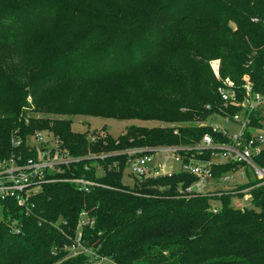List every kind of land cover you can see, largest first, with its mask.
<instances>
[{"label":"trees","instance_id":"1","mask_svg":"<svg viewBox=\"0 0 264 264\" xmlns=\"http://www.w3.org/2000/svg\"><path fill=\"white\" fill-rule=\"evenodd\" d=\"M56 23L60 30L43 47L46 72L24 86L0 89V96H9L0 103V161L30 156L27 136L46 129L80 158L52 176L95 185L83 191L69 181L44 183L26 209L0 201V264H96L97 257L102 264H264V184L256 185L247 168L249 181L213 194L187 192L197 178L183 169L130 173L132 184L122 182L125 166L139 153L176 146L182 167L208 157L192 148L203 135L228 141L206 121L239 111L222 105L217 88L225 78L240 99L244 74L251 91L264 94V0H2L0 54L41 47L38 34ZM213 58L220 61L219 79L208 64ZM93 82L95 90L88 87ZM52 90L58 99L44 101ZM27 95L40 100L41 111L61 117L18 122ZM75 115L157 124L128 125L116 138L87 136L71 130ZM249 117L264 129V109ZM254 162L264 166V145ZM240 167L213 163L212 176L218 180ZM247 186H253L250 206L231 205ZM82 213L92 223L78 226ZM77 234L88 250L74 255L69 247Z\"/></svg>","mask_w":264,"mask_h":264},{"label":"built area","instance_id":"2","mask_svg":"<svg viewBox=\"0 0 264 264\" xmlns=\"http://www.w3.org/2000/svg\"><path fill=\"white\" fill-rule=\"evenodd\" d=\"M215 77L219 79L218 68L212 67ZM242 98L237 96V91L234 88L233 82L225 78L222 84L217 88L222 105L224 107L233 106L239 108L238 112L232 114H220L239 125V130L236 134H228L226 130L219 129L216 126H211L213 132H220L228 137V141L220 142L214 140L211 135L205 134L201 137L200 142L192 148L202 155L204 151L208 152V157L201 161H192V163L182 165V169L193 174L197 180L186 188L187 192L193 194H213V188H205L210 185L212 180L211 167L213 163L236 162L241 165L242 176L246 175L244 168L249 171L250 177L257 180L256 185L264 184V166H259L254 162V157L260 152L264 145V129H258L251 124L249 117L250 111L264 109V94L251 91L248 75L242 76L241 84ZM243 112L240 117L239 113ZM33 138V142L26 139L30 156L22 154H11L8 158L0 161V201L6 199L14 200L19 206L27 208L29 197L37 191L42 184L53 181H69L75 183L77 188L83 191H88L90 186H94L95 182L84 178L72 177L69 179H59L52 175L61 170L62 166H67L70 163L77 162L80 158L70 156L61 146V141L51 135L43 132H35L29 136ZM15 145L19 142L15 141ZM176 146H158L149 152L139 153L128 161L131 168V174L135 176H157L163 173L165 165L160 163L151 168L146 165L152 161L154 152L173 153L175 159L180 157L177 153ZM140 149H131L129 154L140 152ZM34 152V153H33ZM238 170V169H237ZM236 170V171H237ZM233 171L227 172L230 175ZM230 173V174H229ZM228 175L224 173L219 179L226 180ZM248 176V175H247ZM204 181L205 184L201 182ZM249 181V180H248ZM244 184V183H243ZM237 187V186H236ZM234 187L233 189H236ZM253 186H247L240 190V201L234 206L244 207L247 203L250 204L251 194L250 189ZM231 189V190H233ZM223 190V189H220ZM225 190V189H224ZM228 190V189H226ZM230 190V189H229ZM217 191V190H216ZM220 192H216V195ZM245 202V204H244ZM215 211V209H214ZM84 213L80 215L78 226H84L92 223V220L84 217ZM80 234H77L75 244L69 249L74 255L88 249L80 245ZM81 249V250H80ZM103 257H97L98 261L104 260ZM101 261V262H103ZM100 262H96L99 264Z\"/></svg>","mask_w":264,"mask_h":264},{"label":"rangeland","instance_id":"3","mask_svg":"<svg viewBox=\"0 0 264 264\" xmlns=\"http://www.w3.org/2000/svg\"><path fill=\"white\" fill-rule=\"evenodd\" d=\"M3 1L4 3L9 2V0H3ZM60 28L61 25L59 23H56L51 29L40 31V33L37 36V41H39V43L42 44L41 47L38 45H33L27 47L22 51L6 50L2 54H0V89L1 90H4L5 88H7V86H10L12 88H17L18 86H24L35 75H40L46 72L47 63H48L47 60L49 58V55L46 56L43 47H45L46 45L48 47L49 45L48 43L51 42V40L54 38V36L60 30ZM70 41L71 40H69L66 44H64L61 47H64ZM52 47L53 49H57V50L61 49V47H56V46H52ZM208 64L211 70L212 67L216 66L218 69L220 67V61L218 58L210 59L208 61ZM244 75H248V74H244ZM6 81L7 84L3 83ZM108 84L109 81L102 82L103 87H107ZM96 85L97 83L93 82V83H89L88 87L91 88L92 90H95L97 89ZM26 89L28 91V88H25V90ZM8 99L9 96L6 95L5 92L3 91V94H1L0 96V103L4 104ZM42 99L44 101H48L52 103V101L58 99L57 91L52 90L49 91L48 93L47 92L44 93ZM39 101H40L39 99L35 101L30 96L27 95L25 98V104H23V106L21 107V112L17 117V121L28 122V119L30 118L37 119V118L47 117L49 119H53V118L56 119L61 117L60 115L57 114L45 113L41 111V108L39 107ZM239 115L240 117H242L243 112H240ZM70 118H71L70 128L72 131L76 133L82 134L86 132V135L90 136L92 134L103 135L105 132H107L112 138H116L125 129L126 126L131 124L143 125V126H151L157 124V122L153 120H139V119L116 120L112 118H101L97 116H83V115H75ZM206 124L211 126H216L220 130L224 129L227 131L228 134H232V135L236 134L239 130V125L236 122L220 114H212L206 121ZM37 131L43 132L44 134L47 135H51V132H49L46 129H38ZM29 139L31 142H33V138L32 137L29 138V136H27V140ZM154 154L155 155L152 158V161L146 165L148 168L163 163L165 165V168L162 171L163 173L170 174V173H178L181 171L182 169L181 161L179 159H175L173 153L154 152ZM94 166H95L96 176L102 175L103 170L101 166L98 164H94ZM130 173H131V168L130 165L127 164L122 174L123 183L129 185L132 184L133 176ZM226 175H228V173H226ZM248 180H250V178L246 175L242 176L241 170L238 169L237 171H233L230 175H228V179L226 180L223 179L212 180L210 182V185L204 187V189L213 188L214 190H220V189L231 190L238 185L246 183ZM201 183L205 184L204 181H202ZM239 201H240V197L233 196L231 198V205H234L236 202ZM247 206L250 205L247 203ZM95 261L100 262L99 264L105 262L103 260L98 261L96 258Z\"/></svg>","mask_w":264,"mask_h":264},{"label":"crops","instance_id":"4","mask_svg":"<svg viewBox=\"0 0 264 264\" xmlns=\"http://www.w3.org/2000/svg\"><path fill=\"white\" fill-rule=\"evenodd\" d=\"M207 186H209V185H207Z\"/></svg>","mask_w":264,"mask_h":264}]
</instances>
